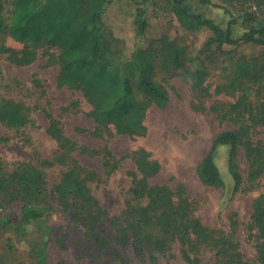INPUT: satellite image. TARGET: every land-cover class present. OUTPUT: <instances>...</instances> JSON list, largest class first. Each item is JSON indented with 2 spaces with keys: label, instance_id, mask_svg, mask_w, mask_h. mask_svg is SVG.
I'll list each match as a JSON object with an SVG mask.
<instances>
[{
  "label": "trees",
  "instance_id": "trees-1",
  "mask_svg": "<svg viewBox=\"0 0 264 264\" xmlns=\"http://www.w3.org/2000/svg\"><path fill=\"white\" fill-rule=\"evenodd\" d=\"M116 1L119 7L111 15L109 6L114 0H11L10 18L5 24L4 1L0 0V55L22 67L37 59L39 49L56 50L55 63L59 66L57 82L79 91L90 103L94 126L89 134L94 138L102 139L109 135L127 136L134 140L146 136V109L152 105L160 108L168 102L166 90L155 79L156 67L179 71L191 79L195 89L204 94L208 92L204 86V70L197 67L192 72L183 71L186 58L178 44V37L172 38L167 34L156 38L150 36L151 39L147 37L149 40L143 46L149 27L146 17L149 4L168 6L177 22L189 31L208 32L210 39L206 46L213 44L221 51L224 47L242 45L264 49V24L250 27L238 38L233 36V28L239 19L250 22L255 19L256 12L264 15V0ZM192 3L221 10L228 17L224 28L192 11L189 8ZM107 17L113 38L122 43V60L112 64L103 59L86 70L98 56L100 33ZM5 35L21 44L22 49L5 48L2 44ZM250 65L238 61L234 70L242 81L239 86L247 87L245 84L250 83L257 87L254 102L242 94L230 105L211 109L214 113L221 112L220 119L232 122L237 128L219 133L209 153L196 168L203 185L222 188L224 182L216 160L219 148L227 147L232 195L241 192L242 177L237 163L240 149H243L251 169L258 164L264 166V151L259 150V145H255L250 138L254 128H264V63L257 73L251 71ZM232 85L236 86V83ZM27 111L29 109L22 103L3 101L0 103V124L15 130L25 128L32 123ZM44 114L48 120L47 134L60 149L69 151L72 143L63 133L60 122L49 110H44ZM6 141V138H0V143ZM103 159L106 167L114 171L124 158L115 159L109 150H104ZM131 159L136 169L129 173V198L124 202L121 222L115 230V243L119 250L111 249L112 236L104 234L108 225H113V220L100 208L87 186V182L94 179V174L80 178L73 169H66L59 182L49 189L43 174L35 167L25 165L8 174L0 163V213L6 221V207L13 203L19 206L15 234L22 240L29 236L30 228L38 229L41 243L37 249L29 245L28 253L35 264H40L44 248L50 241L51 228L41 225V222L44 213L51 211L53 206L93 240L97 249L110 250L115 264H129L121 250L130 251L135 258L142 259L150 252L165 254L172 244L178 245L187 264H200L203 247L216 252V264H264V195L253 200L246 226L255 250V258L250 261L232 239L238 227L235 219L230 220L229 234L205 227L195 216L194 202L188 198L183 186L171 190L150 182L159 174L161 167L148 152L137 150ZM41 164L52 166L47 161ZM255 171L252 170L251 175Z\"/></svg>",
  "mask_w": 264,
  "mask_h": 264
},
{
  "label": "rangeland",
  "instance_id": "rangeland-1",
  "mask_svg": "<svg viewBox=\"0 0 264 264\" xmlns=\"http://www.w3.org/2000/svg\"><path fill=\"white\" fill-rule=\"evenodd\" d=\"M3 1L5 24H8L11 0ZM117 6L119 7V2L114 0L109 6L111 15ZM148 7L146 17L149 27L143 46L151 39L150 36L156 38L167 34L172 38L178 37V44L183 48L186 58L183 71L192 72L197 67L204 70V86L208 92L204 94L195 89L191 79L179 71H165L156 67L155 79L166 90L168 102L160 108L152 105L146 109V136L132 140L127 136L106 135L98 139L89 134L94 126L90 117V103L79 91L57 82L59 66L55 63L58 54L56 50L39 49L37 59L22 67L10 63L5 55H0V103H22L29 109L27 114L32 119V123L19 130L0 124V138L7 139L0 143V163L8 174L25 165L35 167L43 174L49 189L59 182L66 169H73L80 178L94 174V179L88 181L87 186L100 208L113 220V225H108L104 234L112 236L111 249L119 250L115 243V230L121 222L124 202L129 198V173L136 169L131 158L135 151L143 149L161 167L159 174L150 182L167 186L171 190L183 186L188 198L194 202L195 216L207 228L229 234L230 220L235 219L238 227L232 239L239 245L243 256L253 261L254 244L248 237L246 226L253 200L264 195V169L261 171L264 166L258 164L251 169L243 149H240L237 163L242 184L241 192L235 195L231 194L233 181L228 173L227 147L219 148L216 160L224 182L222 188L203 185L196 168L209 153L212 142L219 133L237 128L232 122L220 119L221 112L214 113L211 109L230 105L242 94L247 95L251 102L255 100L257 87L250 83L245 84L247 87L239 86L242 81L237 78L239 76L234 70L235 63L240 61L251 64V71L257 73L264 63V49L242 45L217 50L216 45L206 46L210 39L208 32L183 28L165 4H149ZM189 8L222 28L228 20L219 9L196 3L190 4ZM108 21L109 17L100 33L98 56L86 70L103 59L112 64L122 60V43L113 38ZM263 24V13L256 12L253 21L238 20L233 28V36L238 38L250 27ZM2 44L8 49H22L21 44L7 35L2 38ZM231 83H236V86L231 87ZM242 90L246 92L241 93ZM44 110H49L60 122L63 133L72 143L69 151L60 149L56 141L47 134L48 120ZM250 138L255 145H259V150L264 151L262 126L254 128ZM104 150H109L115 159L124 158L114 171L105 165ZM92 151L100 154L96 155ZM42 161L50 162L52 166L46 167L41 164ZM252 170L256 171L251 175ZM5 214L8 216L6 221L0 213V264H35L28 255L29 245L38 248L42 240L40 232L35 227L30 228L31 233L26 240H22L15 234L19 206L16 203L10 204L6 207ZM41 225L49 226L51 235L40 264H115L110 250L97 249L94 241L54 206L51 211L44 213ZM200 251V264H216L214 250L203 247ZM121 252L129 264H187L182 259L177 244H172L165 254L150 252L142 259L135 258L125 249Z\"/></svg>",
  "mask_w": 264,
  "mask_h": 264
}]
</instances>
